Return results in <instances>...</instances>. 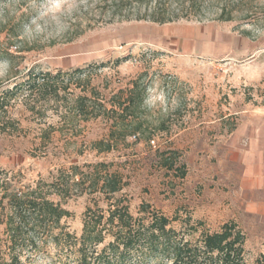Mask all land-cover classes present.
I'll list each match as a JSON object with an SVG mask.
<instances>
[{
  "label": "rangeland",
  "instance_id": "obj_1",
  "mask_svg": "<svg viewBox=\"0 0 264 264\" xmlns=\"http://www.w3.org/2000/svg\"><path fill=\"white\" fill-rule=\"evenodd\" d=\"M233 1L194 0L184 8L188 19L158 24L136 20L137 10L114 14L89 0H0V98L33 66H89L90 86L107 101L135 79L148 87L145 133L115 139L113 149L103 152L93 142L109 139L106 118L73 120L64 104L57 113L41 115L28 110L23 94L12 96L0 108V198L8 180L25 190L71 165L111 163L128 182L115 198L128 200L132 214L148 202L179 218L172 223L176 229H189L190 217L197 227L187 236L192 240L233 220L246 234L247 262L255 264L264 255V220L230 205L227 181L234 166L228 163L227 138L264 112V0ZM223 6L231 21L218 20ZM162 29L169 33L164 38L158 36ZM198 31L211 38L204 49L188 36ZM211 48L225 52H207ZM169 158L175 160L172 169L164 165ZM95 196L107 209L101 195ZM51 198L70 211L63 223L79 237L92 196ZM2 218L0 213V255L6 250ZM58 254L55 246H45L33 264H64L66 253L64 261Z\"/></svg>",
  "mask_w": 264,
  "mask_h": 264
},
{
  "label": "trees",
  "instance_id": "obj_2",
  "mask_svg": "<svg viewBox=\"0 0 264 264\" xmlns=\"http://www.w3.org/2000/svg\"><path fill=\"white\" fill-rule=\"evenodd\" d=\"M89 1L114 14L128 8L137 10L136 20L158 24L188 19L189 9L184 13V8L194 6V0ZM240 1L244 0L232 3ZM144 4L142 16L139 13ZM225 9L223 6L218 20L231 21L233 16L226 15ZM88 67L45 71L33 66L23 82L16 83L0 98V108L12 96L23 94L28 110L41 115L48 111L57 113L64 104L69 106L68 115L73 120L106 118L110 122L109 139L93 142V148L100 152L111 151L115 139L126 141L130 136L145 133L147 85L135 79L131 87L118 90L107 101L97 88L90 86L92 73ZM84 75L87 76L83 78ZM75 89L84 94H75ZM70 95H74L71 100ZM164 165L172 169L175 160L165 159ZM84 167L71 165L59 170L50 181L41 179L35 187L25 190L16 188L11 180L4 183L0 213L1 223L5 224L6 250L0 255V264H33L37 252L49 245L59 249L60 261H64L66 253L64 264H248L246 234L237 222L228 221L219 231H202L192 240L187 236L197 227L190 224V217L185 221L189 229H176L172 223L179 218H169L150 203L143 202L139 215L135 216L128 200L115 198L128 182L122 173L111 169V163L97 162ZM181 176H185L184 171ZM84 194L92 196V204L84 212L83 230L78 237L63 223L70 211L51 197L67 199ZM95 195H101L99 198L107 202V209L99 206ZM255 264H264V255Z\"/></svg>",
  "mask_w": 264,
  "mask_h": 264
},
{
  "label": "crops",
  "instance_id": "obj_3",
  "mask_svg": "<svg viewBox=\"0 0 264 264\" xmlns=\"http://www.w3.org/2000/svg\"><path fill=\"white\" fill-rule=\"evenodd\" d=\"M167 30L162 29L159 37H166ZM169 34V33H168ZM185 39L184 33H179ZM191 42L204 49L209 39L206 33L190 32ZM217 41V42H216ZM215 43L221 42L220 38ZM184 42V44H185ZM184 46V45H183ZM212 46V45H211ZM225 50V49H223ZM210 53H224L211 48ZM249 122H244L230 133L228 143V163L234 166L228 179L229 195L233 207L264 220V112ZM231 169V168H230Z\"/></svg>",
  "mask_w": 264,
  "mask_h": 264
}]
</instances>
